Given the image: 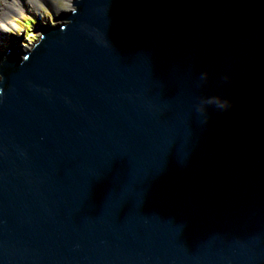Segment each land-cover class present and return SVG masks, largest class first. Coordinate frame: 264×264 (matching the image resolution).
I'll return each mask as SVG.
<instances>
[{
  "label": "water",
  "instance_id": "1",
  "mask_svg": "<svg viewBox=\"0 0 264 264\" xmlns=\"http://www.w3.org/2000/svg\"><path fill=\"white\" fill-rule=\"evenodd\" d=\"M55 18L0 55V264H264V0Z\"/></svg>",
  "mask_w": 264,
  "mask_h": 264
},
{
  "label": "rangeland",
  "instance_id": "2",
  "mask_svg": "<svg viewBox=\"0 0 264 264\" xmlns=\"http://www.w3.org/2000/svg\"><path fill=\"white\" fill-rule=\"evenodd\" d=\"M65 2L66 0H21L16 6V8L18 7L16 10L10 11L8 7H11L12 0H0V5H3L0 10L5 8L4 13L6 14H0V37L11 38L17 36L19 37L18 42L22 44L21 49L32 48L41 34L38 31L40 25H55L61 22L55 16L69 9L61 10L62 8H60L59 11H56L55 6H61ZM24 25H30V29H25ZM12 45L2 44L0 55L4 54L7 48Z\"/></svg>",
  "mask_w": 264,
  "mask_h": 264
},
{
  "label": "bare ground",
  "instance_id": "3",
  "mask_svg": "<svg viewBox=\"0 0 264 264\" xmlns=\"http://www.w3.org/2000/svg\"><path fill=\"white\" fill-rule=\"evenodd\" d=\"M21 2V0H12V3H11V7L9 8L8 7V9H10V11H15L17 8H16V6H17V4L18 3H20ZM1 6H3L2 4L0 5V7ZM60 8H62L61 10H66V9H71V8H73V0H66V2L63 4V5H61V6H58V7H56L55 6V10L56 11H59V9ZM2 10V11H1ZM0 11V14H3V15H6L5 13H4V11H5V8H2ZM7 22V21H6ZM44 24H42V25H40V26H43ZM47 26V25H46ZM18 38L19 37H17V36H13V37H11V38H4V37H0V47H2L1 45L2 44H4V43H7V44H10V45H12V44H15V45H17L19 48H22V44H20L19 42H18ZM15 45H12V46H10V47H14ZM9 47V48H10Z\"/></svg>",
  "mask_w": 264,
  "mask_h": 264
},
{
  "label": "clouds",
  "instance_id": "4",
  "mask_svg": "<svg viewBox=\"0 0 264 264\" xmlns=\"http://www.w3.org/2000/svg\"><path fill=\"white\" fill-rule=\"evenodd\" d=\"M227 104H228V102H227V100H225L224 103H218L215 105H217L221 109H226V108H228V106H226Z\"/></svg>",
  "mask_w": 264,
  "mask_h": 264
},
{
  "label": "trees",
  "instance_id": "5",
  "mask_svg": "<svg viewBox=\"0 0 264 264\" xmlns=\"http://www.w3.org/2000/svg\"><path fill=\"white\" fill-rule=\"evenodd\" d=\"M24 27H25V29H26V28H29V29H30V25H24Z\"/></svg>",
  "mask_w": 264,
  "mask_h": 264
}]
</instances>
